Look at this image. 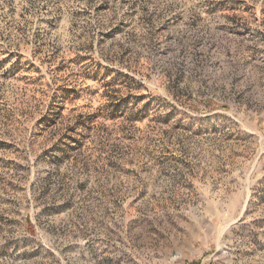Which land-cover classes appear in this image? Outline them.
<instances>
[{
    "label": "rangeland",
    "instance_id": "obj_1",
    "mask_svg": "<svg viewBox=\"0 0 264 264\" xmlns=\"http://www.w3.org/2000/svg\"><path fill=\"white\" fill-rule=\"evenodd\" d=\"M0 264H264V0H0Z\"/></svg>",
    "mask_w": 264,
    "mask_h": 264
}]
</instances>
